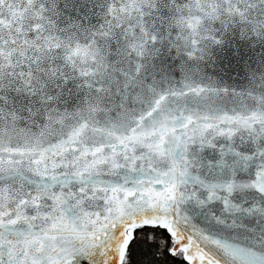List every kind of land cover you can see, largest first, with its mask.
Segmentation results:
<instances>
[{"label":"snow or ice","instance_id":"snow-or-ice-1","mask_svg":"<svg viewBox=\"0 0 264 264\" xmlns=\"http://www.w3.org/2000/svg\"><path fill=\"white\" fill-rule=\"evenodd\" d=\"M0 264H264V0H0Z\"/></svg>","mask_w":264,"mask_h":264}]
</instances>
